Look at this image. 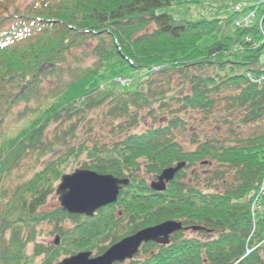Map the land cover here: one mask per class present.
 Instances as JSON below:
<instances>
[{
	"label": "trees",
	"instance_id": "trees-1",
	"mask_svg": "<svg viewBox=\"0 0 264 264\" xmlns=\"http://www.w3.org/2000/svg\"><path fill=\"white\" fill-rule=\"evenodd\" d=\"M19 1L0 0V264H59L80 252L99 257L123 238L166 221L200 227L197 234L205 239L178 232L169 246L144 245L145 258L130 264H264V197L258 198L264 129L243 140L200 141L193 133V150L182 141L193 130L184 117L190 113L202 115L200 121L221 114L217 123L224 128L235 111L242 112L238 124L264 120V85L247 77L264 67L259 22L234 26L252 7L227 18L178 21L161 9L199 0H30L24 7ZM141 70L147 75L134 85L116 83ZM174 75L184 80L177 93L165 86ZM20 105L25 109L14 114ZM97 109L108 130L97 135L90 127L91 137L80 140V117ZM12 115L17 123L8 128ZM147 117L153 123L138 131ZM74 118L69 131L80 142L50 137L53 124ZM44 156L53 159L7 186L25 159ZM181 163L165 192L152 191L151 177ZM198 165L203 173L194 171ZM70 166L128 183L116 204L92 218L62 207L42 211ZM39 225L56 236L50 246L37 243ZM28 243L34 244L31 256Z\"/></svg>",
	"mask_w": 264,
	"mask_h": 264
},
{
	"label": "rangeland",
	"instance_id": "rangeland-1",
	"mask_svg": "<svg viewBox=\"0 0 264 264\" xmlns=\"http://www.w3.org/2000/svg\"><path fill=\"white\" fill-rule=\"evenodd\" d=\"M29 1L30 0H20L18 3L20 4V6L24 7ZM238 6L245 7V9L252 7L251 11L248 12L247 15L244 17H245V20L250 18V24H252L254 22L255 23L259 22V29H260V33H261L260 45L263 46V48H264V24L262 23V20L264 19V0H199L198 3H196V4L189 3V4H185V5H175L172 7L161 9L160 12H165V13L171 15L175 20H178V21L179 20L194 21V20H198L201 18H205V19L227 18L232 14L233 8L234 7L237 8ZM241 11H243V8H241ZM241 11L240 10L236 11V13L237 14L241 13ZM244 17L236 19L234 22V26L235 27L247 26L245 20H243ZM263 54H264V51H263ZM262 60H263L262 62L264 65V55H263ZM90 62H91V60L89 61V63ZM262 70H263L262 73L259 75H255V74L253 75L251 73L248 74L247 77H248V81L250 84L258 86V87H261L262 85H264V67ZM146 75H147V73L143 70L138 71L137 73L133 72L129 77L116 78V83L119 84L120 86H128L129 87L132 84L134 85V82L136 80L137 81H138V79L143 80V78L146 77ZM121 81H124V83H122ZM166 82H167V79L164 80V83H166ZM180 82L184 83V80L180 79L177 75H174L173 81H170L168 84L169 86L165 85L167 91H170L172 93H177L181 89ZM47 86L50 87L51 84L49 83V84H47ZM182 86H183V84H182ZM177 106L178 105H176L175 107H172L171 109L176 110V109H178ZM31 107H34V105H31ZM24 109H25V105H20L17 109L15 108L13 112L15 114L16 111L20 112V111H23ZM163 114L169 115V113L167 111H164ZM224 114H226V113H224ZM241 114H242L241 111L240 112H238V111L231 112V117L229 120V127L228 128L232 129V131H234V134H236V137H233V134H231L229 132L228 128H226V127L224 128V126L217 123V120L220 118L219 116L221 114L216 113L215 114L216 118L213 117L207 121H200V119H202V115H200V114L198 115L196 113H190L189 115H185L184 117H185L186 121H189V125L193 126L191 128L193 130H191L190 132L183 133L182 141H184L188 145V148L190 150H193L194 146L190 145V139H189V136H191L193 133L197 134L200 141H204L206 138H212V137L219 139V140H225V139L226 140H235V139L236 140H243V139L249 138L250 136L257 135L261 128L264 129V120L262 122L257 123V124H250V125L238 124L237 123L238 120L240 119V117H242ZM82 118H84V120L80 124L79 133H78L80 140H82V141L85 139H89L91 137L90 134H87V132L90 130V127H92V129H93V134H97V135L108 130V128H106L108 121L105 120L104 115L102 114V109H97V110L91 112L90 114H86L85 116L80 117V119H82ZM15 119L16 118L13 115L7 118V121H8L7 124H9L8 128L15 126V123H17ZM76 120H77V118H74L72 121H69V122H61V123L53 124L52 127L48 131L50 133V137L57 134V135H59V137H61V139L65 138L69 144L76 145L80 141L78 138H77L78 140H76L73 137V135L75 133L72 134L69 131L70 127L73 125V123ZM152 123H153L152 118H150V117L145 118L144 123L141 124L138 131H143L144 129H146V127L148 125H150ZM194 129H195V131H194ZM65 133H66V136H68V137H65ZM219 135L221 136V138L220 137L218 138ZM74 158L76 159L77 157H74ZM52 159H53L52 156H46V157L44 156L39 161L37 160V158L25 159L23 161L20 169L16 170L14 172L13 176L11 177V180L7 181V186L13 188L17 184L29 179L37 171L44 168L46 166V164H48ZM78 159L80 162L85 161L86 155L81 154L78 157ZM71 167H73V166L68 167V171H66V174H65L66 176H71L72 174H74L75 171L82 170L79 167H75V168H71ZM175 167H172V168H175ZM210 169H212L211 166H210ZM194 171L203 173L202 166L198 165ZM163 172H164V170L162 171V173ZM191 172L193 173V170L192 171L190 170L188 172V174H190ZM162 173L157 175L156 179L151 177L149 182L156 181L157 178H159L162 175ZM176 175H175V177H176ZM66 176H64V177H66ZM175 177H174V179H175ZM153 179H155V180H153ZM191 179H192V174L187 176V180H191ZM172 181H170V182H172ZM61 182H62V179L60 182H57V184L55 185V190L52 193V195L48 198V200L46 201V205L42 208V211L51 212L53 210H56L59 207H62V205H61L62 198L59 195H57V189H58L59 185L61 184ZM170 182L166 183L165 191L167 190V187L170 184ZM259 192H260V194H259L258 198L261 196L263 198L264 197V188L263 189L261 188L259 190ZM114 204H116V203H113L111 205H114ZM111 205H109V206H111ZM62 208L69 215H76V214H70L64 207H62ZM104 208H106V207H104ZM258 209H259V205L255 203L253 206V209H252V214H253V219H254L253 223L254 224H256V221H255L256 216L255 215H256ZM77 216H85V215H77ZM118 216L121 219V222L123 224H125L127 222V218L124 217V213L118 211ZM166 222L180 223L177 221H166ZM166 222H163V223H166ZM163 223H161V224H163ZM153 227H155V226H153ZM37 228L40 230V232H39L40 236H38L37 240H36L37 243L43 244L45 246H50L51 244H53L55 242L56 236L51 235V233H50L51 227L50 226L39 225ZM178 232H183L184 236L183 235L182 236L187 238V239H196L197 241L198 240L201 241V239H205V237L197 234L198 231H194L193 228L182 227V229L180 231L174 232L169 236L168 244H161V243H155V242H149V243H153L157 246H169L171 244L172 236H174ZM9 235H10V233L6 232V236L9 237ZM26 235L27 234L24 232L23 238H25ZM128 237H130V236H128ZM211 238H215V236L212 235ZM124 239L125 238H123L122 240H124ZM59 244H60V241H58L56 243V245H59ZM146 244H148V243H143L140 246L139 251L136 254H134L131 259L127 258L123 262H117L115 264H130L132 261H141L142 259L145 258V255L143 252H141V250H142V247ZM33 251H34V244L28 243L27 244V252H26L27 255L28 256L33 255ZM80 253H87V252H80ZM80 253H78V254H80ZM90 253H91V258H97L94 253H92V252H90ZM75 255H77V254H75ZM175 255H176L175 256L176 258L184 256L183 253H179V254L176 253ZM72 256H74V255H72ZM72 256H69L66 258H70ZM41 257L44 258V255L40 256L39 258H41ZM66 258L63 257L61 259V261H59V263H61ZM177 261L178 260L173 259V260H170L169 262L170 263L171 262L176 263ZM183 264H195V263L190 261L189 263L183 262Z\"/></svg>",
	"mask_w": 264,
	"mask_h": 264
},
{
	"label": "water",
	"instance_id": "water-1",
	"mask_svg": "<svg viewBox=\"0 0 264 264\" xmlns=\"http://www.w3.org/2000/svg\"><path fill=\"white\" fill-rule=\"evenodd\" d=\"M264 24V19H263ZM185 164H178L175 168L164 170L162 175L150 185L152 191L162 193L166 183L172 181L175 175L184 168ZM128 183L112 175H100L92 171L77 170L71 176L62 178L57 189V195L62 198V207L70 214L85 215L88 218L104 207L116 203L120 192ZM182 229L181 223L166 222L155 227L143 229L116 243L102 256L91 258V253H80L64 259L59 264H115L131 259L139 251L143 243L155 242L168 244L169 236ZM194 231L202 230L194 227Z\"/></svg>",
	"mask_w": 264,
	"mask_h": 264
},
{
	"label": "built area",
	"instance_id": "built-area-1",
	"mask_svg": "<svg viewBox=\"0 0 264 264\" xmlns=\"http://www.w3.org/2000/svg\"><path fill=\"white\" fill-rule=\"evenodd\" d=\"M240 8H241V6H238V7L235 9V11H239ZM245 22H246V24H249V23H250V18H249V19H246ZM121 82L124 83V81H121Z\"/></svg>",
	"mask_w": 264,
	"mask_h": 264
}]
</instances>
